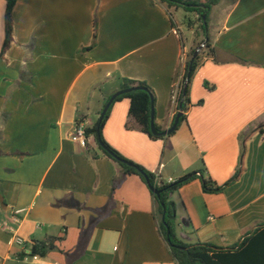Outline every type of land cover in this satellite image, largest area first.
<instances>
[{"label": "crops", "instance_id": "0c3cea01", "mask_svg": "<svg viewBox=\"0 0 264 264\" xmlns=\"http://www.w3.org/2000/svg\"><path fill=\"white\" fill-rule=\"evenodd\" d=\"M180 10L156 0H16L0 59V264H176L147 186L123 175L93 136L81 147L71 135L78 119L95 124L124 78L152 90L154 124L171 127L174 82L202 40L195 27L184 37L172 14ZM4 12L0 0V51ZM207 40L212 56L191 80L193 106L165 141L137 129L127 99L113 104L102 136L162 181L203 172L222 186L240 168L220 193H204L196 178L172 194L175 233L186 244L235 247L234 264H264V131L253 132L264 125V0H221ZM12 234L24 245L10 244ZM48 238L54 249L34 260L31 243Z\"/></svg>", "mask_w": 264, "mask_h": 264}, {"label": "trees", "instance_id": "16d2710c", "mask_svg": "<svg viewBox=\"0 0 264 264\" xmlns=\"http://www.w3.org/2000/svg\"><path fill=\"white\" fill-rule=\"evenodd\" d=\"M5 2V12H4V39L0 51V59H2L5 51L11 43V12L16 3V0H3ZM158 3L164 5L167 9H181L186 13L195 14L198 21L200 22V32L198 30L194 31L195 37L198 35L202 36V40L198 45H203L202 48L194 56L192 64L189 68V62L197 50V47L192 48L186 57L184 66L180 73L178 80H175L174 92L176 94L177 109L181 112L179 118L178 126L181 122L185 120L184 112L193 104L189 99V86L191 80L194 76L197 68L203 63L204 59L212 56V48L210 41H205L207 37L208 28V17L211 9L216 6L221 0H156ZM173 25V24H172ZM189 28L191 27V21H188ZM174 27V25H173ZM95 32L92 38V44L90 47L85 48L83 51L89 50L94 45ZM199 48V46H198ZM245 63L242 60H239ZM205 87L211 89L205 84ZM130 88H136L135 90L124 93L115 98L113 103L107 109L103 119L99 122L98 119L91 128L85 129V137L93 136L95 142L101 153L108 159L113 161L120 169L123 175H136L140 180L147 186L148 191L152 197L153 201V216L157 223V228L159 235L165 242L168 252L176 264H234L237 260L238 251H234L235 247L228 249L218 248L210 243L195 242L193 244H186L178 239L175 233V206L171 201V195L177 192L183 185L199 178L201 182V188L204 193L215 194L220 193L226 186L235 182L239 175L241 174V169L238 168L234 175L222 186H218L209 177H204L203 172L198 175L195 172L189 173L171 183L162 181L157 175L147 171L142 166L124 158L115 149L109 146L102 136L103 126L109 116L111 107L114 103L127 99L129 101L128 108V119L133 122L139 131L147 135L153 140H163L165 141L167 137L165 136H155L151 133L150 128V113L151 106L154 104V95L152 90L141 81H134L130 79H121L119 84V90H125ZM116 92V91H115ZM111 95L104 99V105ZM202 101H198L196 105H201ZM103 105V106H104ZM100 114V113H99ZM79 119L76 123H79ZM155 130L161 132L160 128L154 124ZM126 128H132L130 124H126ZM175 129V130H176ZM98 136H97V132ZM264 131V125L257 127L253 132ZM253 132L249 133L251 135ZM249 135L243 138V145L248 139ZM124 161V162H123ZM126 162V163H125ZM157 194H155V192ZM55 238H48L43 241H33L30 246V255L44 257L49 251L54 249L53 242ZM244 243V241H243ZM242 244V243H241ZM241 245H237L236 247ZM238 247V248H239Z\"/></svg>", "mask_w": 264, "mask_h": 264}, {"label": "water", "instance_id": "95a60500", "mask_svg": "<svg viewBox=\"0 0 264 264\" xmlns=\"http://www.w3.org/2000/svg\"><path fill=\"white\" fill-rule=\"evenodd\" d=\"M199 49L200 48H197V50L195 51V53L193 54V56H192V58H191V60H190V62H189V68H190V66H191V64H192V61H193V59H194V56L196 55V53L199 51ZM136 88H130V89H125V90H119V91H116V92H114L113 94H111V96L109 97V99L107 100V102L105 103V105L103 106V108H102V110H101V112H100V114H99V118H98V121L100 122L102 119H103V117H104V115H105V113H106V111H107V109L110 107V105L113 103V101L115 100V98L117 97V96H119V95H121V94H124V93H129V92H131V91H133V90H135ZM181 112H178L177 114H176V116H175V118H174V120H173V123H172V125H171V127L169 128V129H167V130H165V131H161V132H157L156 130H155V127H154V110H153V107L151 106V113H150V128H151V133L153 134V135H155V136H169L171 133H173L174 131H175V129H176V127H177V124H178V121H179V118H180V116H181ZM97 132V131H96ZM97 136H98V132H97ZM124 162V161H123ZM126 163V162H125ZM155 192V194H157V192L156 191H154Z\"/></svg>", "mask_w": 264, "mask_h": 264}, {"label": "built area", "instance_id": "2783aa9c", "mask_svg": "<svg viewBox=\"0 0 264 264\" xmlns=\"http://www.w3.org/2000/svg\"><path fill=\"white\" fill-rule=\"evenodd\" d=\"M203 45H200V48H202ZM175 93V92H174ZM176 97V94H174ZM85 128L82 124V122L76 123L74 130H73V134L71 135V140L77 144H79L81 147H85V143H86V137H85ZM167 183H171L172 180L168 179L166 181ZM18 213V212H17ZM16 222H18V220H15ZM10 244L13 245H17V246H23L25 241L23 239H21L20 237L16 236L15 234H12L10 237ZM34 260H37L39 257L38 256H31Z\"/></svg>", "mask_w": 264, "mask_h": 264}, {"label": "rangeland", "instance_id": "374dc122", "mask_svg": "<svg viewBox=\"0 0 264 264\" xmlns=\"http://www.w3.org/2000/svg\"><path fill=\"white\" fill-rule=\"evenodd\" d=\"M173 17L174 19L178 22V23H182L180 24L181 29H182V33L184 35V37L187 39V41L190 40V32L188 30L189 26H188V21H191V27H195V30H198V32H200V22L197 19V16L195 14H191V13H186L183 10H180L178 12L173 11Z\"/></svg>", "mask_w": 264, "mask_h": 264}]
</instances>
